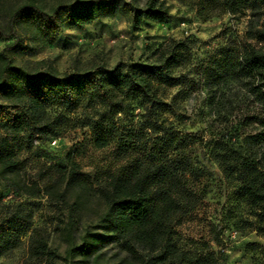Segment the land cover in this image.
<instances>
[{
  "label": "trees",
  "instance_id": "trees-1",
  "mask_svg": "<svg viewBox=\"0 0 264 264\" xmlns=\"http://www.w3.org/2000/svg\"><path fill=\"white\" fill-rule=\"evenodd\" d=\"M119 0H0V38L7 47L24 50L26 35L53 37L66 22L85 25L113 14ZM206 20L230 13L248 16V26L236 48L224 56L234 61L246 90L264 105V0H193ZM139 26L144 17L168 22L174 15L165 0H146L139 8L127 3ZM186 43L160 51L155 62L98 64L61 72L43 59L29 66L0 50V179L7 188L28 196H47L62 211L58 225L69 256L81 254L99 264L102 233L90 232L76 241V230L95 214L111 239L128 254L130 264H225L224 253L204 244L189 247L177 227L199 209L213 183V172L197 153L195 139L164 114L172 102L160 90L173 84V70L184 57ZM138 104L142 111L134 110ZM261 123L264 125V118ZM90 135L67 153L65 164L42 165L27 177L24 153L70 129ZM55 139H53L54 141ZM264 132L242 142L214 137L206 149L231 186L232 194L250 209L252 226L264 235ZM92 165L104 176L100 186L83 173ZM0 192V256L21 242L33 226V212L23 203L4 204ZM89 219V218H88ZM212 239L221 245L219 225ZM43 226L32 229L33 257L56 255Z\"/></svg>",
  "mask_w": 264,
  "mask_h": 264
},
{
  "label": "rangeland",
  "instance_id": "rangeland-1",
  "mask_svg": "<svg viewBox=\"0 0 264 264\" xmlns=\"http://www.w3.org/2000/svg\"><path fill=\"white\" fill-rule=\"evenodd\" d=\"M57 1L46 0L48 4ZM165 1L174 15L168 22L144 17L136 26L126 4L130 2L143 8L146 0H119L113 14L92 23L66 22L63 30L53 37L26 35L27 47L21 51L8 48L12 38L2 37L0 50L29 66L43 59L50 60L65 72L98 64L113 67L120 61L151 63L157 60L160 51L178 41L185 42L184 57L173 70V84L160 90V95L172 102L173 107V111L164 115L195 139L199 158L209 166L214 179L203 205L184 218L177 229L186 246L191 247L196 241L222 251L225 264H264V235L253 229L250 209L232 194L231 186L205 146L214 137L225 136L242 142L248 134L264 132L261 123L264 105L246 90V79L237 75L234 61L231 59L228 67L222 62L224 56H236V48L247 30L248 16L226 13L204 20L198 15L193 0ZM135 106L134 115L138 116L142 109L138 104ZM87 134L90 135L88 129H70L28 150L24 153L27 159L24 174L33 176L42 165L65 164L67 153ZM82 171L95 186L102 184L104 176L94 166L84 165ZM0 192L4 204L20 202L33 212L32 228L22 234L17 247L0 256V264H94L81 254H67V242L58 227L62 211L47 196L30 197L7 188L4 179H0ZM212 224L220 227L221 245L212 239ZM38 226L48 230L49 246L56 255L36 258L30 254L29 236ZM87 230L104 235L98 249L102 252L99 264H130L127 252L111 239L94 213L76 230L77 242Z\"/></svg>",
  "mask_w": 264,
  "mask_h": 264
},
{
  "label": "built area",
  "instance_id": "built-area-1",
  "mask_svg": "<svg viewBox=\"0 0 264 264\" xmlns=\"http://www.w3.org/2000/svg\"><path fill=\"white\" fill-rule=\"evenodd\" d=\"M53 142L56 143V140H54Z\"/></svg>",
  "mask_w": 264,
  "mask_h": 264
}]
</instances>
